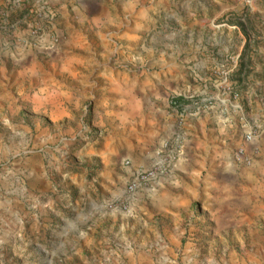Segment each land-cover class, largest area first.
Returning a JSON list of instances; mask_svg holds the SVG:
<instances>
[{"label":"rangeland","instance_id":"374dc122","mask_svg":"<svg viewBox=\"0 0 264 264\" xmlns=\"http://www.w3.org/2000/svg\"><path fill=\"white\" fill-rule=\"evenodd\" d=\"M200 42L221 54L202 105L245 97L264 0H0V264H264V107L178 182V135L137 140L142 81Z\"/></svg>","mask_w":264,"mask_h":264},{"label":"crops","instance_id":"0c3cea01","mask_svg":"<svg viewBox=\"0 0 264 264\" xmlns=\"http://www.w3.org/2000/svg\"><path fill=\"white\" fill-rule=\"evenodd\" d=\"M203 50L209 51L207 55ZM258 59L263 61L254 69L255 74L246 77L251 88L247 89L245 97L232 99L229 93L217 95L213 103L209 106L202 105V96L208 93L215 94L217 91L213 85L207 82V73L211 70V65L216 62L218 50H215L214 43L207 46L199 43L190 59L181 60L185 53L179 52L177 59H169L165 62V72L163 78L156 77L151 82L142 81L141 94L137 97L136 105L142 107L148 103L147 124L143 131H137V140L152 141L165 139L166 136L177 134L182 144L183 153L174 165V173L169 176V180L178 182V175L189 170L191 163L207 164L208 159H216L218 149L225 143L226 123L229 121L230 112L236 115L245 116L247 111L256 108V111L264 107V92L260 86V75L264 73V46H259ZM180 60V61H179ZM157 76V75H156ZM154 87L152 88V84ZM160 84L168 90L182 91L178 103L167 101L166 104L158 99L160 93L155 84ZM120 90V89H119ZM146 90L151 91L150 93ZM120 93V91H117ZM167 97L169 91H165ZM196 96L199 103L194 99H187V96ZM115 98L118 102L124 101L121 93ZM144 99L147 100L144 102ZM261 110V109H260ZM259 119L262 112L254 113ZM264 121V116H263ZM182 155V156H181ZM158 185V184H157Z\"/></svg>","mask_w":264,"mask_h":264},{"label":"built area","instance_id":"2783aa9c","mask_svg":"<svg viewBox=\"0 0 264 264\" xmlns=\"http://www.w3.org/2000/svg\"><path fill=\"white\" fill-rule=\"evenodd\" d=\"M245 140L246 141L251 140V135L249 133L245 135ZM238 154H239V156L242 155V149L238 150ZM142 178H143L142 174L140 172H137L135 174L134 181L128 185L127 190L128 191H133L135 189V187H136L135 181H139Z\"/></svg>","mask_w":264,"mask_h":264}]
</instances>
